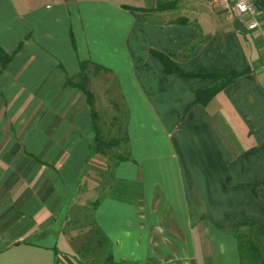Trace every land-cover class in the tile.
<instances>
[{"label":"crops","instance_id":"1","mask_svg":"<svg viewBox=\"0 0 264 264\" xmlns=\"http://www.w3.org/2000/svg\"><path fill=\"white\" fill-rule=\"evenodd\" d=\"M153 1L0 0V264H85L97 236L127 264L264 255V0L255 30L209 0ZM154 53L237 76L194 104L214 81ZM79 76L99 114H114L104 96L124 105V160L91 150Z\"/></svg>","mask_w":264,"mask_h":264},{"label":"rangeland","instance_id":"2","mask_svg":"<svg viewBox=\"0 0 264 264\" xmlns=\"http://www.w3.org/2000/svg\"><path fill=\"white\" fill-rule=\"evenodd\" d=\"M150 2L154 6L156 5V3H154L153 0H145V3H144L145 6H151L150 5ZM256 19H257V17H256ZM258 28H259V26H258ZM209 80H212V79H209ZM213 81L214 82H213L212 85H214V83L216 82V80L213 79ZM83 82L84 83H79V82H74L73 83V82H70V84H73V86L74 85L78 86V89L83 93V96H84L82 98V99H84V102H85L84 107L88 109V106L87 105H89L88 104L89 101H90L89 98H91V96H93V102H95L99 98H97L95 100V97H94L95 92L92 90V87H91L92 85H90L91 82H89L88 80H87V82H85V81H83ZM98 84L101 85V86H105L106 87V84L107 83H98ZM104 93L107 94V90H105ZM102 98H103V100L105 102H107V103L110 104V106H111L112 109H114L113 110V113L114 114L112 115V113L110 114L107 111L104 112L105 114L102 113V112H101V114H99L98 112H96L94 110L93 104H92L93 112L96 113L97 118L96 119L93 118V116H92V113L93 112L91 111V108H90L91 116H89V118L91 119V123L89 121V125L91 124V126H93V127L95 125V127L98 126L101 129V131H100L101 140L103 141V143L106 146L115 143V141H118L117 142V146L115 148L111 147V150H107L108 151L107 153H109V152L110 153H115V154L117 153V154H119L120 157H122L121 155L125 154L124 153V145H123V138L124 137H122L123 136V131H122L123 124L122 123L124 122V119L126 121V115L124 113V105L120 103V99L117 98V97L116 98H113V97H109V98L107 97L106 98V96H104ZM89 125L87 127L89 129H91V131H92V128ZM108 141H110V143ZM85 148H86V145H84L83 151H86ZM91 150H93V149H91ZM87 152L90 153L89 150ZM35 154H36L37 158L40 159V161H38V164L40 166L41 165H45V166L48 165V163H46L44 161V159H42L43 157H41V158L39 157L42 154V151H37V153H35ZM109 159H110V157H109ZM112 159H113V157H112ZM109 166H112V164L110 163ZM84 207L85 208L82 211V213L84 214V218H86V219L88 218L89 221H90V217H91V215L93 213V210H94V205H92V204H86ZM73 211H74V209L71 212H73ZM83 222L85 223V221H83ZM84 232H86V231H84ZM92 239H95V238H92ZM95 243H96L95 241L90 240V242H86L81 247V249L79 250V254L80 255L81 254H87V257L88 258L84 259L85 264H95L94 263L95 260L93 259V256L96 257L97 254L106 255L107 256V259L110 262V263H107V264H111V263L112 264H127L124 261L117 259L119 257V254L120 253L121 254L123 253V247L120 248V249L117 248V247H115L114 248V253H113V250H112V253H111V249L108 250L107 246H106V248L103 247L104 248L103 251H100L99 248H95L94 249V246L93 245H95ZM101 244L103 245V243H101ZM106 244H108V243H106ZM93 251H95V252H93ZM259 256H262V255L260 254ZM96 259H97V261H100L101 259H102V261H104L105 257H103V258L102 257H97ZM91 260H93V261L91 262Z\"/></svg>","mask_w":264,"mask_h":264},{"label":"trees","instance_id":"3","mask_svg":"<svg viewBox=\"0 0 264 264\" xmlns=\"http://www.w3.org/2000/svg\"><path fill=\"white\" fill-rule=\"evenodd\" d=\"M154 56H156L160 60L165 73H177V74H179V75H181L187 79L203 78L205 80L206 79L216 80L214 85H212L208 88L199 89L193 93L194 94V100H193L194 104L205 105L215 94L220 92V90L226 84H228L232 79H234L237 76L236 73L222 74V73H217V72L208 71V70H196V71L192 70L191 72H184V71L178 69L176 65L171 63L166 58V56H163L159 53H154ZM9 61H11V56L6 54L4 51H2V49H0V75L7 68ZM83 71H84V67L81 70V72H83ZM79 78H80L79 83H84L83 81L87 82L86 76H79ZM89 99H90V101L88 104L90 106H92L93 96H91V98H89ZM92 116L94 119L97 118V115L95 112L92 113ZM100 131H101V129L98 126L95 127V125H94L93 150L96 153L104 154V153L108 152L107 150H111V147L115 148L117 146L118 141H115V143L112 142L113 144L106 146L103 143V141L101 140ZM108 142L110 143V141H108ZM121 159L124 160L123 157H121ZM92 204H94V203H92ZM92 224H94V223H92ZM97 237L101 238V239H98L97 240L98 242H96L95 245H93L94 249L99 248L100 251H103L104 248H106V246H107L106 241L105 240L102 241V237H100V236H97ZM101 243H103V245ZM245 247H247L245 250V254L247 256L246 257L247 264H264V255H262V252H260L259 250L255 251V248L252 247V243H249V245H245ZM260 254L262 256H259ZM107 263H110V262L107 259V256L105 255L104 261H102V263H100V264H107Z\"/></svg>","mask_w":264,"mask_h":264},{"label":"built area","instance_id":"4","mask_svg":"<svg viewBox=\"0 0 264 264\" xmlns=\"http://www.w3.org/2000/svg\"><path fill=\"white\" fill-rule=\"evenodd\" d=\"M216 7L223 18L229 22L247 23L249 30L258 29L256 16L258 8L255 0H209Z\"/></svg>","mask_w":264,"mask_h":264}]
</instances>
